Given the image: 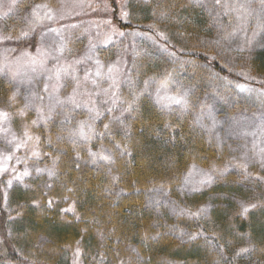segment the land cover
I'll list each match as a JSON object with an SVG mask.
<instances>
[{"label":"rangeland","instance_id":"rangeland-1","mask_svg":"<svg viewBox=\"0 0 264 264\" xmlns=\"http://www.w3.org/2000/svg\"><path fill=\"white\" fill-rule=\"evenodd\" d=\"M165 2L0 0V79L12 83L15 89L12 108L6 103L0 105V112L8 113L7 120H0V179L5 200L14 186L27 192V187L34 184V190L37 183L40 190L41 183L51 184L57 179L55 158L43 164L38 127L42 126L46 134L54 129L60 144L82 142L88 149L96 123L107 118V132L121 127V114L128 113L142 95L147 94L154 104L169 111H185L192 107L196 94L198 115L194 126L200 128L199 135L205 137L213 156L187 164L175 195H170L164 186H151L156 180H149L147 189L151 192L144 207L153 210L154 216L168 217L164 220L167 232L179 241L193 239L190 236L196 230H189L187 224L193 221L198 228L196 236L201 234V238L197 237L204 252L201 264H248L247 258L244 262L237 259L236 248L224 250L222 258L214 254L206 241L218 238L210 218L214 205L202 202L193 208L189 198L211 188L217 179L233 182L241 190L253 191L264 184V75H254L249 68V58L264 47V0H183L182 5L203 11L206 25L212 28V36L207 35L210 29L194 44L191 33L178 27V16ZM185 51L205 54L230 76L203 66L205 80L189 83L192 77L187 70L193 59L183 58L181 52ZM78 112L82 115L80 121L72 119ZM86 153L89 165H107L108 177L112 175L110 165L114 162L108 149L99 147L92 154L89 150ZM102 156L110 159H101ZM26 170L28 175L24 176ZM111 184L117 188L115 182ZM41 187L47 195L49 186ZM234 203V214L243 216L247 213H243L242 206L256 205L254 199ZM219 204L220 208L228 205ZM74 211L73 201L66 200L58 208L59 213ZM47 229L48 226L43 230ZM67 229L65 224L49 227L57 242L67 235ZM42 235L30 237V259L35 253H44ZM9 237L15 244L24 239L13 235L11 229ZM152 237L154 240L156 235ZM2 248L0 241V254ZM16 250L23 257L20 249ZM128 253L134 256L132 251ZM59 254L52 252L54 258ZM61 256L64 264H85L78 243L66 257ZM162 264L183 263L162 259Z\"/></svg>","mask_w":264,"mask_h":264},{"label":"trees","instance_id":"trees-1","mask_svg":"<svg viewBox=\"0 0 264 264\" xmlns=\"http://www.w3.org/2000/svg\"><path fill=\"white\" fill-rule=\"evenodd\" d=\"M182 2L183 0L165 2L172 13L178 16V27L191 33L193 44L210 29L211 32L207 35L212 36V28L206 25L204 12L191 5H182ZM181 53L183 58L193 59L187 70L192 77L188 78L189 83L196 79L205 80L203 66L221 76H230L205 54L194 51ZM179 57L181 58L180 55ZM249 61L252 74L264 75V47L256 50ZM149 64L147 63L148 66ZM141 71L143 72V68ZM11 95L15 96L13 84L0 79V105L6 103L7 107L12 108L15 101ZM194 98L192 107L189 106L188 110L169 111L154 104L144 94L128 113L121 114V127H114L107 132L104 130L107 118L96 123V133L93 132V141L88 149L82 142L60 144L56 142L57 134L54 129L46 134L42 126L38 127V147L44 153L43 164H50L55 158L57 179L51 184L41 183L40 190L37 183L34 190L31 188L34 184L30 185L31 189L27 187V192L14 186L8 191V200H5L3 180L0 179V241L4 250L0 254V264H64L61 255L66 257L77 243L85 256V264H162V259L181 261L183 264H201L204 252L200 249L197 237L201 238V234L196 236L198 228L194 222L187 223L189 230L191 227L196 230L195 235L190 236L193 239L179 241L167 232L164 220H169L168 217L154 216L153 210L144 207L151 192L147 189L149 180H156L151 186H164L169 188L170 195H175L183 181L187 164L195 163V159L209 160L213 156L211 146L203 140L204 136L199 135L200 128L195 127L198 114ZM81 117L78 112L72 119L80 121ZM99 147L110 151L114 162L110 165L113 167L110 177L107 174V165L104 167L100 164L102 169L87 162L89 155L86 151L89 150L92 154ZM113 182L117 188L114 185L112 187ZM262 185L258 186L260 191L257 187L253 191L241 190L233 182L217 179L211 188L189 198L193 208L202 202L206 204L211 201L212 206L214 205L210 218L218 238L212 237L206 241L210 242L214 254L219 253L220 258V253L224 250L236 248L239 251L237 259L242 262L247 258L248 264H264ZM41 186H49V197L43 193ZM256 191L258 193L255 195ZM214 195L217 198L211 199ZM218 195L226 197L220 199ZM238 199H254L256 205L245 216L234 214V201ZM66 200L73 201L76 209L74 214L58 212V208L61 209V204H65ZM222 201L228 204L224 208L219 207ZM76 214L79 217H75ZM60 224H65L68 229L67 235L57 242L58 238L51 235L49 227H58ZM47 226L48 229L44 231ZM9 229L13 235L23 236V241L16 238L15 244L9 237ZM40 233L45 239L43 250L46 248L48 251L45 249L44 253H35L34 258L30 259V237ZM153 235H156L154 240ZM205 245L210 249L209 244ZM248 246L251 247L250 250L243 248ZM16 248L20 249L23 257ZM53 250L60 253L56 258L52 256ZM229 253L235 254L232 250Z\"/></svg>","mask_w":264,"mask_h":264},{"label":"snow or ice","instance_id":"snow-or-ice-1","mask_svg":"<svg viewBox=\"0 0 264 264\" xmlns=\"http://www.w3.org/2000/svg\"><path fill=\"white\" fill-rule=\"evenodd\" d=\"M173 102H174V103H180L179 100H175V101H173ZM7 118H8V113H7V112H0V120H7ZM34 123H35V122H34ZM5 131H6V129H5ZM26 135H27V133H26ZM81 135H83V132H81ZM30 138H31V137H29V139H30ZM18 146H19V145H18ZM93 155H96V154H93ZM5 159H8V157H5ZM101 159L108 160V159H110V158L107 157V156H102ZM23 175H24V176L28 175L27 170L23 173ZM16 178H17V179H21V176H17ZM204 182H205V181H201V183H204ZM9 184H11V181H9ZM249 207H254V205H250V206H242V208H243V213H247ZM242 251H245V250H242Z\"/></svg>","mask_w":264,"mask_h":264}]
</instances>
